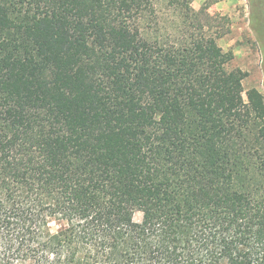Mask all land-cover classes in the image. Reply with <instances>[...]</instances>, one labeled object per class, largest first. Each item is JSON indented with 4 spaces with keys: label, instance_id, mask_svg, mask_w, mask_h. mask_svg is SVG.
<instances>
[{
    "label": "trees",
    "instance_id": "1",
    "mask_svg": "<svg viewBox=\"0 0 264 264\" xmlns=\"http://www.w3.org/2000/svg\"><path fill=\"white\" fill-rule=\"evenodd\" d=\"M190 1L0 0V264H264V96Z\"/></svg>",
    "mask_w": 264,
    "mask_h": 264
},
{
    "label": "rangeland",
    "instance_id": "2",
    "mask_svg": "<svg viewBox=\"0 0 264 264\" xmlns=\"http://www.w3.org/2000/svg\"><path fill=\"white\" fill-rule=\"evenodd\" d=\"M208 2V13L221 22L226 35L218 41L234 55L233 67L246 72L244 88H256L264 96V0H191L199 10ZM140 221L141 214L135 213Z\"/></svg>",
    "mask_w": 264,
    "mask_h": 264
}]
</instances>
